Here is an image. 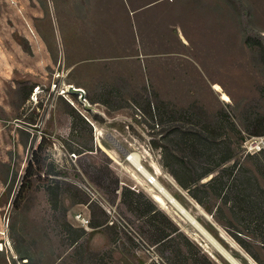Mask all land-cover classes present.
<instances>
[{
	"label": "rangeland",
	"instance_id": "1",
	"mask_svg": "<svg viewBox=\"0 0 264 264\" xmlns=\"http://www.w3.org/2000/svg\"><path fill=\"white\" fill-rule=\"evenodd\" d=\"M143 6L137 42L129 34L83 35L85 26L99 33L112 24L132 28L129 10ZM90 55L98 58L80 59ZM71 86L84 93H71ZM154 97L168 105L163 113L231 138L236 160L256 172L264 158L246 155L243 144L259 137L252 132L264 119V0H0V264L156 262L157 248L141 235L143 220L121 202L124 187L149 198L214 264H231L220 250L240 264H264L261 227L238 223L215 200L209 214L162 167ZM71 109L91 121L93 152L66 150L62 140L80 149L90 139L82 129L71 137ZM42 136L46 164L42 171L34 166L32 189L15 203ZM131 154L197 225L152 198ZM52 179L82 189L109 224L93 228L100 211L73 203L67 192L54 210L45 190ZM79 213L90 220L88 230Z\"/></svg>",
	"mask_w": 264,
	"mask_h": 264
},
{
	"label": "trees",
	"instance_id": "2",
	"mask_svg": "<svg viewBox=\"0 0 264 264\" xmlns=\"http://www.w3.org/2000/svg\"><path fill=\"white\" fill-rule=\"evenodd\" d=\"M88 99L91 104L103 102ZM154 100L159 120L157 126H162L159 133L161 137L154 146L160 150L162 167L188 193L191 199L209 214L213 215V209L208 205V202L218 201L220 205L217 210L227 208L235 221L261 227L264 234V188L257 177L259 173L264 175V161L257 163L256 173L255 170L247 168L236 160L235 143L231 138L219 137L207 128L195 129L190 119L177 117L173 111L163 113L162 106L168 105L158 101L156 97ZM70 116L72 118L71 137L76 134L77 130L82 129V131H87L90 139L85 144L79 145L80 149L73 147L69 141L62 140L66 150L74 156L93 152L95 147L93 144L90 145L93 141L90 122L76 109H71ZM31 125L33 124L28 126ZM256 126L257 128L252 134L264 136V119H258ZM231 127L235 128V125L232 123ZM45 145L46 138L42 136L39 145L33 151V159L28 163L15 203H18L23 195L32 189V179L36 174L33 172L34 166L39 171L43 170L42 168L46 164V158L42 157ZM256 156L264 158V152L256 154ZM50 175L56 176L57 173L51 171ZM65 186L67 188L63 189L64 185H61L57 179H52L45 187L54 210L61 207L64 192H67L66 194L71 196L73 203L94 207L91 212L100 211V220L91 222L93 228L109 224L108 214L93 203L82 189L68 183ZM70 190L76 193H68ZM121 202L137 218L143 220L144 226H142L141 235L149 241L150 247L157 248L156 257L160 264H214L201 247L190 239L168 215L159 211L143 193L124 187L121 191ZM217 220L220 219L217 218ZM85 233L86 231L82 230L78 238ZM233 237L258 262L245 245L239 241V238Z\"/></svg>",
	"mask_w": 264,
	"mask_h": 264
},
{
	"label": "crops",
	"instance_id": "3",
	"mask_svg": "<svg viewBox=\"0 0 264 264\" xmlns=\"http://www.w3.org/2000/svg\"><path fill=\"white\" fill-rule=\"evenodd\" d=\"M130 9V7H129ZM148 9V6H143L141 9H135V10H129V14L134 17V23H132L133 27L130 28V25L127 24V26L124 28V27H121V26H118L116 24H112V25H108V27H104V28H101V32L99 33V29L97 27H91V26H85L83 28L84 32H83V35L87 38H94V37H97L98 35L100 36V34H102L103 36H107V37H118V36H124L125 34H129V36L131 37V42H137L139 38V32H138V26H137V19L139 16H143L145 15L146 13H144L146 10ZM86 24H89L86 23ZM115 25V26H114ZM82 35V30L81 28L79 27L78 31H77V37L80 39ZM98 58V56L96 55H90V56H83L81 57L80 59H96ZM90 123L91 121L89 119H87Z\"/></svg>",
	"mask_w": 264,
	"mask_h": 264
},
{
	"label": "bare ground",
	"instance_id": "4",
	"mask_svg": "<svg viewBox=\"0 0 264 264\" xmlns=\"http://www.w3.org/2000/svg\"><path fill=\"white\" fill-rule=\"evenodd\" d=\"M214 89L219 91L221 90L220 86L219 85H215L214 86ZM129 161L132 162V164H134L136 167H138V170L144 174L147 175L148 177V180L150 182V184L152 185V187L154 188V190H150V194L152 196V198L159 204H164V199L166 201H168L172 206H174L175 208H177V210L181 211L180 213H182L184 216H186L189 221L193 224H196L197 223L194 221V219L188 215V214H185L186 212L184 211V209L175 201V199L173 198L172 195H170L165 187H163V185L158 181L157 178H151L150 175H148V173H146V171L141 167V164L139 163V160L138 158L134 155V154H131L130 157L128 158ZM186 218V219H187ZM221 253L223 254V256L231 263V264H240L236 259H234L233 257H231L230 255H228L227 253L223 252L222 250H220Z\"/></svg>",
	"mask_w": 264,
	"mask_h": 264
},
{
	"label": "built area",
	"instance_id": "5",
	"mask_svg": "<svg viewBox=\"0 0 264 264\" xmlns=\"http://www.w3.org/2000/svg\"><path fill=\"white\" fill-rule=\"evenodd\" d=\"M243 148L246 155H256L264 152V136L250 137L245 139ZM75 218L84 229L88 230L90 228V220L87 217L83 216V214L79 213L76 215ZM156 263L160 264L159 259H156ZM145 264H152V263H145Z\"/></svg>",
	"mask_w": 264,
	"mask_h": 264
},
{
	"label": "water",
	"instance_id": "6",
	"mask_svg": "<svg viewBox=\"0 0 264 264\" xmlns=\"http://www.w3.org/2000/svg\"><path fill=\"white\" fill-rule=\"evenodd\" d=\"M71 93H74V94H83L84 91L82 89H79V88H75L73 86L70 87V90H69ZM127 155V154H126ZM176 201V200H175ZM186 212V211H185ZM195 221V220H194Z\"/></svg>",
	"mask_w": 264,
	"mask_h": 264
}]
</instances>
